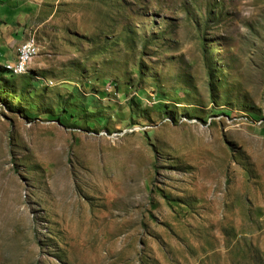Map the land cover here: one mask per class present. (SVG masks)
Wrapping results in <instances>:
<instances>
[{
    "label": "rangeland",
    "instance_id": "rangeland-1",
    "mask_svg": "<svg viewBox=\"0 0 264 264\" xmlns=\"http://www.w3.org/2000/svg\"><path fill=\"white\" fill-rule=\"evenodd\" d=\"M26 1L0 264H264V0Z\"/></svg>",
    "mask_w": 264,
    "mask_h": 264
},
{
    "label": "crops",
    "instance_id": "crops-1",
    "mask_svg": "<svg viewBox=\"0 0 264 264\" xmlns=\"http://www.w3.org/2000/svg\"><path fill=\"white\" fill-rule=\"evenodd\" d=\"M1 0L0 1V55L4 57V63L0 66V77L4 75L3 66L11 64L16 58V49L26 42L24 33L21 29V17H24V9L28 7L26 0ZM27 6V7H23ZM9 22L11 24H9ZM14 35H20L19 41L13 40ZM3 51V52H2Z\"/></svg>",
    "mask_w": 264,
    "mask_h": 264
},
{
    "label": "bare ground",
    "instance_id": "bare-ground-1",
    "mask_svg": "<svg viewBox=\"0 0 264 264\" xmlns=\"http://www.w3.org/2000/svg\"><path fill=\"white\" fill-rule=\"evenodd\" d=\"M21 49H23V56H16L14 60L15 69L12 67V64H8L3 67L5 72H8L12 76H21L26 73L27 65L33 59V56L36 55V47L32 40H28L25 43H22L16 49V55H19Z\"/></svg>",
    "mask_w": 264,
    "mask_h": 264
},
{
    "label": "built area",
    "instance_id": "built-area-1",
    "mask_svg": "<svg viewBox=\"0 0 264 264\" xmlns=\"http://www.w3.org/2000/svg\"><path fill=\"white\" fill-rule=\"evenodd\" d=\"M23 55H24V53H23V49H21L19 55H16V56H23ZM33 57H35V56H33ZM12 67L15 69V64H14V62L12 63Z\"/></svg>",
    "mask_w": 264,
    "mask_h": 264
},
{
    "label": "trees",
    "instance_id": "trees-1",
    "mask_svg": "<svg viewBox=\"0 0 264 264\" xmlns=\"http://www.w3.org/2000/svg\"><path fill=\"white\" fill-rule=\"evenodd\" d=\"M3 72H4V73H6V72L4 71V69H3ZM10 77H13V76H12V75H10Z\"/></svg>",
    "mask_w": 264,
    "mask_h": 264
}]
</instances>
